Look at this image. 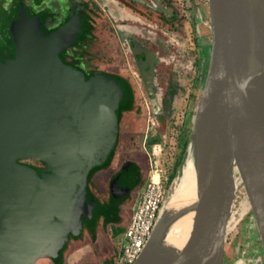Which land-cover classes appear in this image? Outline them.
<instances>
[{"label":"water","instance_id":"1","mask_svg":"<svg viewBox=\"0 0 264 264\" xmlns=\"http://www.w3.org/2000/svg\"><path fill=\"white\" fill-rule=\"evenodd\" d=\"M13 5L9 17L0 9L12 48L0 58V264H66L110 224L128 225L133 165L115 174L110 165L122 115L139 109L136 92L127 76L86 68V3L62 4L50 29L25 0ZM207 12L208 66L181 165L134 264H223L227 238L248 214L264 257V0H207ZM133 46L153 97L155 59ZM188 161L193 189L178 197ZM92 188L106 189L110 203Z\"/></svg>","mask_w":264,"mask_h":264},{"label":"flooded vegetation","instance_id":"2","mask_svg":"<svg viewBox=\"0 0 264 264\" xmlns=\"http://www.w3.org/2000/svg\"><path fill=\"white\" fill-rule=\"evenodd\" d=\"M15 0H0V9H5L8 15L12 14ZM28 9L40 15L43 20L44 27L50 29L54 27L60 20L55 12L62 9V4L71 0H42L39 5L33 4L32 0H25ZM77 3H86L89 8V22L91 34L99 51L105 55V51H112L108 54L111 58L117 56V52L121 54V58L126 64H131L136 70L137 80L143 87V82L136 67V60H145L144 55H134L132 53L133 44L138 42L148 53L155 59L154 73L156 86L155 95H148L144 89L151 113L149 118L152 119L153 125L148 123L149 131L147 134L154 133V117H162L170 103L183 89L180 79H188L191 77L192 83L190 91L187 95L188 103H194L196 100L193 90L196 82L200 84L203 70L208 66V57L210 49L209 18L207 12V0H76ZM43 13V14H41ZM63 16V14H61ZM9 17V16H8ZM8 19H5L7 22ZM0 20V58H6L11 55V47L8 43L7 33H1V26L5 24ZM208 29V30H207ZM204 42V45L201 44ZM109 56V57H110ZM102 57V56H101ZM107 57V56H106ZM107 59L102 57L99 63L101 69L105 67ZM162 62L169 63V78L165 89H162L158 83L159 64ZM90 56H85V65L88 69H94ZM119 65L114 66L113 73H118ZM147 70V69H146ZM105 72V71H104ZM112 73V74H113ZM117 75V74H115ZM176 78V79H175ZM157 80V81H156ZM152 115H155L154 117ZM127 117V115H124ZM121 117L119 127H122ZM134 126V125H132ZM151 136V135H150ZM152 139L157 141L150 144ZM121 135L119 134L118 149L111 162V173L119 172L125 162H130V173L127 175V181L134 182L135 187L141 182L145 184L148 171L143 160H133L126 158V150H120ZM150 147L152 158H159L162 145L159 137L151 136L147 142ZM148 154V153H147ZM142 158L141 155H139ZM32 164V162H29ZM38 171L41 172L39 164H35ZM175 171H171L169 176L174 177ZM169 178V177H168ZM133 187L123 201L122 212L124 213L127 224L129 223L135 203L137 201L140 188ZM92 193L96 199L102 204L110 203L109 192L106 189L92 188ZM249 224L246 223V229L236 232L234 238L228 242L225 249L223 264H264V257L260 238L251 218ZM125 228L110 224L107 233H100L96 240L88 243L87 248L78 254L72 253L67 257V264H117V255L124 241ZM244 235L246 242L237 243L232 247L233 241L237 236ZM227 244V242H226ZM242 250V251H241ZM239 255V257L237 256Z\"/></svg>","mask_w":264,"mask_h":264},{"label":"rangeland","instance_id":"3","mask_svg":"<svg viewBox=\"0 0 264 264\" xmlns=\"http://www.w3.org/2000/svg\"><path fill=\"white\" fill-rule=\"evenodd\" d=\"M207 33L210 34L209 31H207ZM201 44L204 45V42L201 41ZM98 48L99 46L96 45L94 36H92L91 34L90 39L87 43L84 62L85 56L89 55L90 60H92L93 62L92 64L94 69H88L87 67L86 68L92 71H105V73H113V70L115 69L114 66L119 65L118 68H116V70H118V73L113 74L127 76L132 82L136 92V100L139 109L135 113H126L122 115V127L120 129L122 141L120 143L119 151L126 150V158H132L133 160L139 159L140 162H142L140 160L142 159L143 163L146 165L147 171H149L151 168H154V165H156L157 168L161 170L163 174H165V176L169 177L167 184L168 188L170 184L169 182L171 180L169 173L171 171H175L176 174L181 165L183 152L190 132V118L193 114L194 106L200 92L201 82L200 84L196 82V86L193 90V94L195 93L196 100L194 103L190 104L188 103L187 95L190 91H192L191 77H189L188 79H180V83L182 84L183 89L174 98L173 103H170L168 105L162 117H154L155 115H152L154 117V133L151 132V134H147V130L149 131L148 121L149 114L151 113V108L149 107L144 89L137 80V72L135 68L131 66V64H126V62L123 61V58H121V54L119 52L116 53L117 56L114 59L111 58L110 55H108L109 53L111 54L112 51L106 50L104 53L105 55H103L102 51H99ZM101 56L103 58L105 56V59H107V61L105 62V67L110 69H101L103 68L99 66V63H103ZM158 67L159 73L157 80L160 88L163 91L169 78H173V75H169V63L167 64L166 62H162ZM124 115H127V117H125ZM150 135L159 137L161 139L162 151L159 158L156 160V164H154L155 160L152 158L150 152V147L152 145H147V142L151 137ZM139 155H141L142 158H138L140 157ZM251 218V214H248L241 222V224L238 225L236 229L229 234L225 249L228 246V242H230L234 238L236 232L239 231V229H241V231L245 230L246 223L249 224L250 222H252ZM243 236L244 235L237 236L236 240L233 241L232 247H235L237 243H245L246 238H244ZM237 256L239 257V255Z\"/></svg>","mask_w":264,"mask_h":264},{"label":"built area","instance_id":"4","mask_svg":"<svg viewBox=\"0 0 264 264\" xmlns=\"http://www.w3.org/2000/svg\"><path fill=\"white\" fill-rule=\"evenodd\" d=\"M148 123L153 125L151 118ZM168 180L156 165L148 171L131 219L125 228L124 241L117 255V264H134L141 254L166 198Z\"/></svg>","mask_w":264,"mask_h":264},{"label":"bare ground","instance_id":"5","mask_svg":"<svg viewBox=\"0 0 264 264\" xmlns=\"http://www.w3.org/2000/svg\"><path fill=\"white\" fill-rule=\"evenodd\" d=\"M193 182V170L190 161H188L184 166L182 170V176L178 181L176 195L178 197L190 195L193 189Z\"/></svg>","mask_w":264,"mask_h":264},{"label":"crops","instance_id":"6","mask_svg":"<svg viewBox=\"0 0 264 264\" xmlns=\"http://www.w3.org/2000/svg\"><path fill=\"white\" fill-rule=\"evenodd\" d=\"M87 245L88 244H85L83 247H81V248H79V249H77V250H74V251H72L69 255H71L72 253H74V252H76V253H78V254H81V252H83L86 248H87ZM68 255V256H69ZM67 256V257H68ZM67 257H66V264H67Z\"/></svg>","mask_w":264,"mask_h":264},{"label":"trees","instance_id":"7","mask_svg":"<svg viewBox=\"0 0 264 264\" xmlns=\"http://www.w3.org/2000/svg\"><path fill=\"white\" fill-rule=\"evenodd\" d=\"M91 28V27H90ZM157 140L156 139H152L151 140V142H150V144H152V143H154V142H156Z\"/></svg>","mask_w":264,"mask_h":264}]
</instances>
